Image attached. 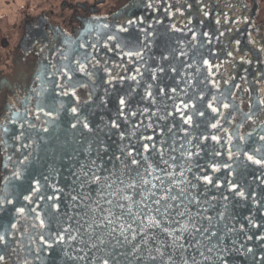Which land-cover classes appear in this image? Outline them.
Masks as SVG:
<instances>
[{"label":"flooded vegetation","instance_id":"af4514ba","mask_svg":"<svg viewBox=\"0 0 264 264\" xmlns=\"http://www.w3.org/2000/svg\"><path fill=\"white\" fill-rule=\"evenodd\" d=\"M129 20L135 23L129 25ZM105 25L107 27H104ZM121 27L128 28V32H120ZM17 28V38L8 52L10 61L6 62L5 68L0 69V189L3 188L2 178L10 177L17 171L24 176L32 175L41 183V192L33 194L31 202L18 199L16 207L25 209L23 214H14L20 231L26 227L33 235L40 232L39 228L35 230L31 228L32 224H39L35 219L36 214L46 222L51 215L47 207L48 202L37 199L41 194L45 196L54 194L42 177H48V184L63 189L59 201L61 221L65 219L63 215L65 211L70 215L74 213L73 209L67 207L70 203L67 194L73 182L71 169L77 166L76 159L83 162L84 154L81 148L85 141L94 140L95 135L82 130L79 125L73 130L70 125L76 120L66 109L78 107L80 115L86 118L94 129L104 128L116 118L118 97L125 95L131 87L135 90L133 98L136 103L126 107L125 113L130 109L136 111L145 107L155 111L156 107L161 106L162 98L157 92L156 83L149 78L146 69L156 68V62L162 55H168L172 64L178 67L179 62L185 59L191 62L195 53V62L200 66V75L206 76L209 81L208 92L217 96L218 103L215 106L221 107L219 101L220 94L223 93L227 97L223 102L230 103L233 107L231 109L221 107L223 116L227 117V120L217 117L221 126L216 129L210 127L211 123L216 122V119L211 117L207 121L208 126L201 125L199 129H195V123L204 118L193 115L194 124L189 129L193 135L202 133L206 136H219L220 144L225 147H219L212 140L201 144L202 148L207 145L209 150L214 148L222 153L215 158V162L221 163V171L213 173L210 168L198 170L196 164L203 165L209 160V156L202 153L200 160H193V172L186 173L187 179L192 180L193 173L208 174L213 176V183L217 181L224 183L220 188L212 186L205 188L201 183L193 190L192 195L199 192L198 198L203 199L206 196L210 203L215 204L219 211L224 213L225 219L219 227L223 230L226 244L231 245L235 241L237 247L243 245L244 249H253L252 253L242 250L240 256L235 258V264H264V240L257 239L258 236H264V184L261 183L264 180V172H260V166L256 165L246 170L238 167L236 161L246 160L243 153L239 157L234 156L232 161L227 157L228 148L233 153L236 152L238 145L243 150H247V141L239 140V136H247L253 129L259 130L260 126L264 125V110H259L264 109V105H259V101L264 99V0H61L58 5L42 9L40 12L27 11L17 24ZM141 29H146L154 35L149 37L150 46L143 50V62L133 63L123 56V52L135 49L131 46L123 47V41L129 39L136 41L138 38L143 40L146 33L140 31ZM204 33L208 35L204 36ZM193 34L195 40L192 39ZM109 36H116L117 40H108ZM118 42L121 43L123 52L115 47ZM1 44L9 47L10 41L4 37ZM80 44L89 47L79 49ZM91 45H95V48L90 47ZM172 49L176 50L175 53ZM180 51L186 52L187 57L179 56ZM77 52L92 53L94 59L90 63L82 62L86 63L87 71L92 72L93 76L89 78L83 74H73L75 81L86 85L75 89L79 100L71 96L61 98L58 105L63 103L65 109L48 116L46 115L49 111L47 96L51 89L52 72L61 67L63 55L71 57ZM173 55L178 59L171 60ZM77 58L79 59L80 56ZM203 60L209 61L211 67L202 65ZM96 61H99V64H96ZM92 65H96V68L94 69ZM165 65L167 66V62ZM137 67L143 73V78L137 77L139 85L127 79L128 76L135 74ZM101 68H106L107 71L101 72ZM121 76L125 77L122 84L119 82ZM161 76L162 74L158 72L157 82ZM108 80L112 81L111 85L106 83ZM210 81H216V86ZM60 82L63 84L64 80L61 79ZM147 84L153 85L151 90L156 99L155 105L149 100L140 102ZM162 86L165 87V95H167L169 86L177 87V84L176 81L167 80ZM182 87L181 83L177 88L180 93L174 101L177 104L181 98L188 102V98L180 92ZM67 90L71 92V89ZM206 98L210 97L206 94ZM101 100H105L106 103L102 104ZM163 103L169 105L168 111L174 112L173 101L164 100ZM196 103L199 110H204L200 108L199 102ZM38 105L43 107V111H40ZM191 112L192 110L188 109L185 111V116ZM245 113H253V120H246ZM205 115L208 116L207 111ZM171 119L174 123L179 121V113H174ZM13 121L16 122L15 125ZM138 122L139 117H129L127 124L122 119L117 120L120 124L119 130L124 131L126 135L132 125ZM19 124L25 125V131L28 124L36 125L37 129L47 128L48 131L32 132L31 139H10L9 136L19 135ZM185 127L189 126L185 125ZM5 128L9 129L8 133L4 132ZM105 131L109 135L101 138L109 148V154L119 155L116 149L117 146L122 145L117 130L105 128ZM140 134L152 135L153 130L141 128L137 136ZM230 138L231 144H229ZM156 139L159 140L158 134ZM127 142L126 140L124 143ZM22 144H30L31 147L25 149ZM26 156L27 160H25ZM225 162L233 164L235 171L232 175H229L228 169H223L222 163ZM145 178L155 182L153 175H146ZM228 180L238 184L237 192L243 189L245 198L229 191L226 182ZM253 193L260 204L252 203ZM23 195L29 193L24 192ZM222 197H227V200ZM10 198L17 199L15 195H10ZM33 208L35 213L31 211ZM208 214L214 215L211 211ZM249 218L261 227H251ZM68 223L72 224L73 229L76 227L73 221ZM68 223H65L64 227H68ZM118 226L115 224L110 227L118 228ZM135 228L136 226L133 225V230ZM231 229L235 231H229ZM65 235L66 243L74 244L77 249L81 247L78 243L67 241V234ZM248 236L252 239L248 240ZM6 239L9 240L6 249L0 244V255L4 256L0 264H23L25 260L28 264H53L56 259L55 252L52 254V259L41 262L26 249L20 250L15 241L22 238L15 230L13 236H6ZM49 242L52 243V240L49 239ZM67 250L72 253L71 248ZM97 255L108 258L105 253H97ZM110 264H112L111 260ZM118 264H129V262L119 259Z\"/></svg>","mask_w":264,"mask_h":264},{"label":"snow or ice","instance_id":"6c2138e0","mask_svg":"<svg viewBox=\"0 0 264 264\" xmlns=\"http://www.w3.org/2000/svg\"><path fill=\"white\" fill-rule=\"evenodd\" d=\"M134 23L135 21H128L129 25ZM119 31L127 33L128 28L121 27ZM140 31L146 33L143 40L138 38L136 41L131 39L123 41V47L131 46L135 50L123 52L120 42L115 45L117 49H121L123 56L133 63L143 62V50L150 46L149 37L154 35L146 29ZM203 35L207 36L208 34L204 33ZM192 39H196L195 34ZM108 40H117V37L109 36ZM86 47L89 46L78 45L79 49ZM90 47L94 49L95 45ZM175 51L172 49L173 53ZM77 56L80 58L78 59ZM179 56L187 57V53L180 51ZM61 59L63 61L61 67L52 72L51 89L47 96L49 111L46 115L48 116L65 109L63 103L58 105L61 98L71 96L79 100L75 89L78 86L86 87V85L75 81L73 74H83L89 78L93 76L92 72L87 71L86 63H84H90L94 59L91 52H77L71 57L63 55ZM177 59L176 55L171 58V60ZM165 62H167V66ZM156 63V68L146 69L149 72V78L156 83L157 92L162 98L161 106L156 107L155 111L145 107L138 108L136 111L130 109L125 113L126 107L136 103L133 98L135 90L131 87L125 95L118 97L116 118L112 119L104 128L96 127L94 129L87 119L80 115L78 107L73 106L66 109L76 120L70 125L73 130L77 129L79 125L82 130L95 135L94 140L85 141L81 148V152L84 154L83 162L76 159L77 166L71 169L73 182L67 194V200L70 202L67 207L74 210L73 214L70 215L65 211L63 213L65 219L61 221L59 201L63 189L48 184V177H42L54 194L48 196L41 194L37 199L48 202L47 207L51 215L46 222L44 218L36 214L35 219L39 221V224H32L31 228L33 230L39 228L40 232L33 235L26 227L20 231L14 214H23L25 209L16 207V204L20 198L31 202L32 195L41 192L40 180L35 179L32 175L24 176L18 171L13 172L10 177L2 178L0 244L4 245L5 249L9 245L6 236L12 237L15 230L22 238L15 241L20 250L26 249L37 261L41 262L45 259H52V254L55 252L56 259L53 264H69V262L71 264H97V261L99 264H110V260L112 264H118L119 259H124L129 264H133V262L134 264H235V258L240 256L242 250L246 253L253 252L252 248L244 249L243 245L237 247L235 241L231 245L226 244L223 230L219 227L225 219L224 213L219 211L215 204L210 203L206 196L203 199L198 198L200 197L199 192L192 195L193 190L197 189L201 183L205 188L207 186L220 188L224 182L213 183V176L208 174L193 173L192 180H188L186 176V173L193 172V160H200L202 153L207 154L209 160L203 165L196 164L198 170L203 171L205 168H210L213 173L221 171V163L215 162V158L221 156L222 153L214 148L209 150L207 145L202 148L201 144L204 141L212 140L219 147H225L220 144L219 136H206L202 133L193 135L189 130L194 124L193 115L204 118L195 123V129H199L201 125L208 126L209 117L216 119V122L210 125L211 128L216 129L221 126L217 117L227 120V117L223 116L221 107L231 109L233 105L224 103L223 100L227 97L221 93L219 101L221 107L215 106L218 103L217 96L208 92L209 81L206 76L201 77L200 66H197L195 62V53L191 62L185 59L179 62L178 67L172 64L168 55H162ZM96 64H99V61H96ZM202 65H209V61L203 60ZM92 67L95 69L96 65H92ZM209 67L211 66L209 65ZM100 71L106 72L107 69L101 68ZM158 72L162 74L159 82H157ZM57 74H59V78H57ZM138 76L143 78L139 67L135 69V74L128 76L127 79L139 85ZM61 79L64 80L63 84L60 82ZM124 80L125 77H119L121 84ZM167 80L176 81L177 87L169 86L168 94L165 95V87L162 85ZM106 83L111 85L112 81L108 80ZM181 83L183 87L180 92L188 98V102L186 103L181 98L177 104L174 101L180 95L177 88ZM210 83L216 86V81H210ZM152 87V84L146 85V91L140 97V102L149 100L151 104H156ZM67 89H71V92ZM105 92L107 93V89ZM206 94L210 98H206ZM164 100L173 101L174 112L168 111L169 105L163 103ZM194 101L199 102L200 108L204 110H199ZM101 103L104 104L106 101L101 100ZM259 105H264V99L259 101ZM38 108L43 111L42 106L38 105ZM188 109H191L192 112L185 116V111ZM206 111L208 116L205 115ZM174 113H179L180 116L179 121L175 123L171 119L174 117ZM244 115L246 120H253V113ZM129 117H139V122L133 124L126 135L124 131L119 130L120 124L117 123V120L122 119L127 124ZM253 122L255 123V121ZM12 123L16 124L15 121ZM185 125L189 127H185ZM105 128L117 130L122 145L117 146L116 149L119 155L109 154V148L101 138L109 135ZM141 128L152 129L153 134L137 136ZM19 129V135L9 136V138L14 140L31 139L30 133L32 132L43 131L46 133L48 131L47 128L37 129L34 124H28L27 131H25L24 124H19ZM4 132L8 133L9 129L5 128ZM262 133H264V125H261L259 130L253 129L247 136H239V140L247 141V150H243L238 145L236 152L233 153L228 148V160L232 161L234 156L239 157L243 153L246 160L236 161L238 167L246 170L250 166L256 165L260 166V172H264V134ZM157 134L159 140L156 139ZM41 139L43 138L41 137ZM126 140L128 142L125 144ZM193 141L196 142L193 143ZM229 144H231V138ZM137 145H139L138 148ZM22 147L27 149L31 145L22 144ZM27 159L26 156L25 160ZM222 167L229 170V175L235 171L232 163H222ZM155 173H161V175H154ZM146 175H153L155 182L146 179ZM226 182L230 192L245 198L242 188L240 191H236L237 183H233L231 180ZM261 183L264 184V180ZM24 192H28L29 195H23ZM73 193L75 194L73 195ZM10 195H15L17 199H11ZM222 198L227 200V197ZM252 203L260 204V201L255 199L254 193ZM31 211L35 213L34 208ZM209 211L214 215H209ZM68 221H73L76 227L73 229L72 224ZM145 221L147 222L145 223ZM65 223H68V227H64ZM165 223L167 226H163ZM115 224L119 225L118 228L110 227ZM249 224L253 228L261 227L251 218H249ZM133 225L136 226L135 230H133ZM175 225H179V227H175ZM240 227L243 229V225ZM65 234H67V241L78 243L81 247L77 249L74 244L66 243ZM49 239L52 240V243L49 242ZM247 239L251 240L252 237L248 236ZM257 239L264 240V236H258ZM37 242H39L38 245ZM68 248L72 249V253L67 250ZM122 249L124 250L122 251ZM97 253H105L108 258H103ZM3 260L4 256L0 255V261ZM23 264H28V261L25 260Z\"/></svg>","mask_w":264,"mask_h":264},{"label":"rangeland","instance_id":"374dc122","mask_svg":"<svg viewBox=\"0 0 264 264\" xmlns=\"http://www.w3.org/2000/svg\"><path fill=\"white\" fill-rule=\"evenodd\" d=\"M61 0H0V69L10 61L8 52L17 38V24L28 12H40L60 3ZM8 38L9 47L1 44L2 38Z\"/></svg>","mask_w":264,"mask_h":264},{"label":"water","instance_id":"95a60500","mask_svg":"<svg viewBox=\"0 0 264 264\" xmlns=\"http://www.w3.org/2000/svg\"><path fill=\"white\" fill-rule=\"evenodd\" d=\"M137 199H139V198L137 197ZM134 210H136V209H134ZM69 264H71V262H69Z\"/></svg>","mask_w":264,"mask_h":264}]
</instances>
